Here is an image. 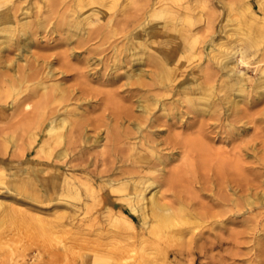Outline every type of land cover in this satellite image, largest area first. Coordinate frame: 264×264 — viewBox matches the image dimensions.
I'll return each mask as SVG.
<instances>
[{
	"label": "rangeland",
	"instance_id": "rangeland-1",
	"mask_svg": "<svg viewBox=\"0 0 264 264\" xmlns=\"http://www.w3.org/2000/svg\"><path fill=\"white\" fill-rule=\"evenodd\" d=\"M87 1L0 0V19L20 21L25 16L32 22L34 38L21 59L14 42L1 44L0 49V264H264V93L252 88L264 66V0ZM92 7L98 8L97 14L91 12ZM78 10L95 20L87 27L99 31L86 46L76 49L80 53L70 56L74 41H66L67 20ZM154 13L163 17L156 18ZM149 19L165 23L151 28L145 24ZM137 32L146 44L152 35L158 55L171 59L181 87L201 85L208 75L218 89L224 78L217 63L219 41L248 47L254 54L249 66L239 67L250 83L235 104L215 101V95L212 113H186L183 93L165 92L163 101L174 105L170 112L177 108L180 113L163 119L183 134L195 133L200 125L207 153L205 164L195 157L192 171L188 166L182 170L173 191L185 195L186 202L174 207L183 205L185 212L175 214L156 236L129 198L140 174L129 172L136 156L131 155L132 147H137L139 139L127 137L117 150H107L101 140L95 141L108 122L142 137L126 121L119 124L112 119L123 108L129 109L132 118L140 117L136 99L150 92L135 84V78L126 77L132 69L129 60L134 58L127 48L134 44ZM48 62L56 71L55 79L62 81L61 96L53 88L43 90L35 82L37 77H25L19 69L28 66L32 73L38 63L40 68H49ZM71 63L81 67L84 77L77 76L72 67L67 71L70 77L61 78L59 69ZM142 79L146 82L149 77ZM45 91L54 101L43 108ZM222 94L219 91L218 97ZM63 106H77L76 118L86 117L87 141L52 144L50 139L43 140L42 119L52 108ZM156 108L151 109L153 116L162 112ZM59 147L66 150L61 158L56 153ZM174 157L161 172L187 159L183 152ZM202 165L207 167L203 169L207 176ZM165 186L151 192L158 188L166 201L174 199L172 189Z\"/></svg>",
	"mask_w": 264,
	"mask_h": 264
},
{
	"label": "bare ground",
	"instance_id": "bare-ground-1",
	"mask_svg": "<svg viewBox=\"0 0 264 264\" xmlns=\"http://www.w3.org/2000/svg\"><path fill=\"white\" fill-rule=\"evenodd\" d=\"M259 2L260 1L258 0V3ZM91 12L97 14L98 8L92 7ZM251 15H253V13ZM154 16L156 18H162L163 14L154 13ZM150 20L151 19H149V21L147 20L148 22H145V24L148 23V26L150 25L151 28L152 27L154 28V26L156 25L158 26L163 25L165 23L161 19H156L153 21H150ZM94 22H95L94 19L92 18L90 19V15L85 14V12L81 10L76 11V14L72 16L71 19L67 20V24L69 28L67 29V32H66V37H67L66 41L69 44L74 41V44L71 46L68 55L75 56V54L80 53V51L76 49H80L89 40L93 39L94 36L98 33L99 31L98 27H92V26L87 27V25H92ZM31 23L32 22H30L25 16H23L20 19V21L13 20L12 18H9V17L5 19L1 18L0 19V49L2 48L1 44H4L6 46L8 43L14 42L19 48V51L17 52V57L20 59L23 58V54L24 56L26 54L23 52L28 51L29 47L34 43L33 30H32ZM38 23H40V21ZM73 38L75 39L73 40ZM152 39H153L152 35H149L147 38L148 42L146 44L145 41H143L142 34H140V32H137V34L135 33V35H133V39H132V42L134 43L132 44L133 46L131 45V47L127 48V50L133 54L134 58L129 60V61H133V63L129 64L132 69L129 73H127L126 77L128 78V80L135 78L134 79L135 84L137 83L140 86H146V89H147L146 92H148V90L150 91L145 97L139 96L136 99L137 101L136 108L141 113L140 117L132 118L131 117L132 115H130L129 113V109L127 110V108L125 109L123 108V110L119 112L121 114L120 116H116L112 118L114 121H117L119 124H121L123 120L126 121L127 124L131 125L132 129H134L135 132L140 133L142 137L139 138L137 135H132L133 134L132 130L122 131L120 130V128L117 129L116 128L117 125L113 127L108 122V124L102 123L103 125L107 124L103 128L104 134L98 133L95 138V141L101 140L102 141L101 146L103 148H106L107 150L109 148L110 149L112 148V150L113 149L117 150V149L122 148L125 138L135 137L139 139L138 140L139 144L137 145V147L136 145L132 147L133 152L131 151V155H133L134 153L136 154V156L134 157L131 156L133 158L131 160L133 167L131 168V170H129V172L131 174L132 173L134 174L135 172H138L140 174H138V178L133 184L134 185L133 191L131 190L132 196L130 195L129 198H130L131 204L136 205L140 209V215L143 221L145 222L146 227L150 228L155 233V236H156L158 235L157 232L160 230V228L163 229L164 226L168 227L172 223V219L175 214L179 215L180 213L182 214L185 212L183 205H181L180 207H174L175 203L185 204L186 202L184 201L185 195H183L184 197H182L180 193H178L179 190H177L176 193H174L173 191V188L174 189L178 188V186L176 185H178L177 183H179L182 179L181 178L182 170L187 169V168H184L186 166H188L189 167L188 169L191 170L193 167V163L194 165L196 164L195 157L199 160H203L205 164L206 162L205 154L207 153L206 148L203 145L202 138L204 134L202 132V127L200 125L197 127L196 130H194L195 133L183 134L181 131H177V130L175 131L174 129H172V128H175V127H171L172 125H175L173 122L171 124H167L166 119H163L166 115H168L169 117H172V116L175 117L177 114L180 113L179 109L177 108L175 109L174 112H170V110L173 109L174 105L172 107L168 106V104L166 105V103L163 101L164 99H162L164 94H166L169 90L173 92L181 91V93H183L184 95V99L188 102V106L185 108V112L186 113L192 112L194 114H199V115L204 114V113H207V114L212 113L213 112L212 107L215 105L216 100H220L222 103L223 101H225L228 103L233 102L235 104L238 101L235 98L248 91V87L246 86V84L250 80V77L244 71L240 70L239 67L249 66V64L251 63L249 61V58L250 56L254 54H251L247 51L248 47L244 48L242 45H239L237 43L225 45L223 41H219L217 43L219 46L217 63L220 67V70L224 74V78H222L221 82L218 84L219 85L218 89L216 88V85L212 83V79L211 77L209 78L208 75L204 76V81L201 85L199 84V82H196L193 85L189 83L181 87L179 83L175 81V68L172 65L171 59L158 55L159 50L154 47L155 44H153ZM66 56L67 55L63 54L64 59ZM67 59H68V56H67ZM124 62L126 63L125 60L123 61V63ZM39 63L37 64L38 66L37 71L32 72V73H28L27 71L28 66H24V68H19V69L20 70L22 69L23 71L22 74L25 77L26 76L27 77H37L35 82L40 84L43 90L50 87V88H53L54 90L61 92L60 94L61 96L63 92V89L61 88L62 81L61 79H55L54 76L56 74V71L52 68V62L47 63L49 64V68L47 67L45 68L44 66H41L40 68ZM144 63L146 64L147 68L143 67L145 65ZM71 64L73 65V63ZM8 65H10V63H8ZM72 65H70V67H68L69 65L64 66L59 69L58 74L61 73L62 79L70 77V74L67 73V71L68 69L70 71L72 67L74 71L77 70L75 72L77 76L84 77L83 76L84 74L81 71V67H78L75 64L73 66ZM18 73H19L18 71L14 73L15 77L17 76L16 74ZM145 76L149 77V79H147L148 81L146 82L144 79H142V77H145ZM92 77L95 79L96 76L95 77L92 76ZM105 78L106 77H104V79ZM81 80H83L84 83L86 82L84 81V78L83 79L81 78ZM47 81H51L52 83L48 84L46 83ZM86 83H89V82H86ZM252 88H255V89L258 88L259 93H264V66L261 67L260 74L256 78V82H254V84L252 85ZM194 89H197V92H198V89H200V91L196 93ZM219 91H222L223 94L218 97ZM45 94L47 95V91H45ZM45 94L41 98L44 103L43 108H46L48 103H50L52 100L51 98L48 97V95L46 96ZM231 94H233L234 96L230 97ZM215 95L217 97L215 98V101H214ZM175 100H179V98H176ZM53 101L54 100H52V102ZM155 107H157L156 109L162 112L158 115L153 116L154 113L151 112V109ZM77 108H78L77 106L73 108H67L63 106L61 109L60 108H56V109L52 108V110L48 109L51 112L42 119L44 129L41 135L43 137V140L47 141V139H50L52 144L54 142L55 144H59V143L63 144L66 142L69 143L73 139H79V138L83 141H87L89 135L88 133H86L85 130H86V123L88 122L87 120L84 119L86 117H84L83 119L81 117L80 119L76 118V116L79 114V112L77 111L78 110ZM40 111H43V109H41ZM97 120L98 118L93 119L94 122H96ZM84 121L86 123H84ZM35 125L37 126L36 123ZM160 125H166L165 126L166 128L159 129L158 127ZM152 127H156V128L153 129ZM188 127H189V124H188ZM148 128H151V129H149L148 131ZM143 130H146V132H144ZM163 130H165L166 133L163 135L164 136L163 138L162 137L159 138L160 136H162L160 135V132H163ZM32 131H31V134H32ZM151 135H154V137ZM162 143H164V147L160 146ZM165 149H167L168 151H164ZM180 152H183L184 156H186L187 159H184L183 160L184 162L180 163L179 165L173 164L167 170H164L163 172H161L166 166V164L170 160H173L175 158L174 154L180 153ZM56 153H57V157L61 158L64 155H66V150L63 147H59ZM161 164L162 166L158 167ZM202 167H203L202 171H204L203 172L204 176H207L205 172L206 170H203V169H206L207 167L204 168L205 166L203 165ZM191 182L192 181L188 183H191ZM161 185H166L168 186V189H172V192L174 193L172 196H174L175 198L174 199L172 198L171 200L166 201V199H164V195L161 194L158 188L154 189L151 192L153 188L157 186H161ZM147 189L149 190L147 191ZM147 192H151L149 196H147ZM187 192H189V190L188 191L186 190V194ZM191 199H193V197ZM109 201L112 203V205H117L116 202L111 201V200ZM118 206L120 207L121 211L125 210L124 205L118 204ZM201 214L203 213L201 212ZM150 220L151 221L154 220L153 224H151V222L149 224ZM176 222H179V221H176ZM176 222L175 224H177ZM163 232H164V229H163ZM121 257H124V256H121ZM131 257L132 256H130L129 259H131ZM120 259L122 260L123 258H120ZM149 263H152V262H149Z\"/></svg>",
	"mask_w": 264,
	"mask_h": 264
}]
</instances>
